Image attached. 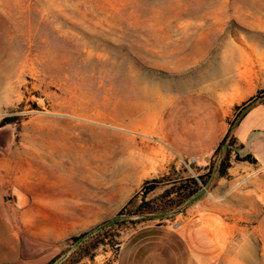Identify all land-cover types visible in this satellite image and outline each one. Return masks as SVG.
<instances>
[{
    "label": "rangeland",
    "instance_id": "1",
    "mask_svg": "<svg viewBox=\"0 0 264 264\" xmlns=\"http://www.w3.org/2000/svg\"><path fill=\"white\" fill-rule=\"evenodd\" d=\"M192 91L237 110L264 95V0H0V129L14 132L1 171L26 197L23 237L53 246L41 264H116L131 232L182 222L210 193L235 145L192 162L160 139L164 106ZM75 113L89 118L87 160L52 172L47 156L69 148ZM185 179L202 190L180 204L170 189ZM144 201L171 211L135 216ZM251 241L207 264H264Z\"/></svg>",
    "mask_w": 264,
    "mask_h": 264
},
{
    "label": "crops",
    "instance_id": "2",
    "mask_svg": "<svg viewBox=\"0 0 264 264\" xmlns=\"http://www.w3.org/2000/svg\"><path fill=\"white\" fill-rule=\"evenodd\" d=\"M238 106L204 91L186 92L166 103L160 139L171 152L207 161L229 135L235 140L231 167L210 193L196 200L178 230L152 224L131 232L118 250L116 264H207L226 251L236 252L238 243L250 245L252 235L264 247V100L242 113ZM237 154L251 161H237ZM1 163L0 264H41L42 255L22 257L24 211L12 201L14 187L6 183Z\"/></svg>",
    "mask_w": 264,
    "mask_h": 264
},
{
    "label": "trees",
    "instance_id": "3",
    "mask_svg": "<svg viewBox=\"0 0 264 264\" xmlns=\"http://www.w3.org/2000/svg\"><path fill=\"white\" fill-rule=\"evenodd\" d=\"M264 100V95L260 96L258 98H256L255 100ZM253 101V103H255L256 101ZM251 103V104H253ZM238 109V107H237ZM246 108L241 110L244 111ZM240 113V114H241ZM239 117V115L237 116V118ZM237 118L235 119V121L231 124L232 127L235 124V122L237 121ZM8 120H4L0 123V127H3L7 124ZM228 143L229 145V150H231L230 148L233 147V145H235V140L232 136H227L226 139L224 140L223 144L219 147V149L217 150L216 153H219V151L221 150V148ZM237 160L238 161H251V157L250 156H246V157H240L239 155H237ZM231 167V163H230V159H229V155L224 159V161L221 164L220 167V176L221 177H225L228 174V169ZM203 179V177H202ZM156 180L153 181H148L144 184V189H145V194H149L151 191H153L156 188ZM206 182H204L203 184H205ZM177 181L172 183V189H170V191H174L177 190V193L180 194V204H184L185 202L191 200L194 196H196L201 190L202 187L199 183V181L197 179H185L184 182H182L181 186L177 189H174L177 185ZM170 191H167V195L171 194ZM169 196V195H168ZM130 204H132V202H130ZM136 209L138 210V213L135 214V216H138L140 218L143 217H147V216H154V215H161V216H165L167 214L170 213L171 209H169V207H167L166 205H162V203L156 204L151 203V202H143L141 205H138L136 207ZM123 212L119 213V215L112 221L106 222L100 226H98L97 228L93 229L92 231L88 232V233H84L78 237H73L72 238V243L70 245V249H75L76 252L80 250V248L82 247V245L85 243V240L92 234H94L95 232L101 231L103 230L105 227L109 226V225H114V224H120V218L123 217ZM79 259H77L78 261ZM56 260L52 261L50 264H55Z\"/></svg>",
    "mask_w": 264,
    "mask_h": 264
},
{
    "label": "bare ground",
    "instance_id": "4",
    "mask_svg": "<svg viewBox=\"0 0 264 264\" xmlns=\"http://www.w3.org/2000/svg\"><path fill=\"white\" fill-rule=\"evenodd\" d=\"M76 119L80 121L75 124L77 132H69V148L63 151H56L55 153L49 154L47 157L51 159L50 169L54 171H71L76 165L78 160H87V144L89 136L86 133L85 121H89V118L78 115L75 113Z\"/></svg>",
    "mask_w": 264,
    "mask_h": 264
},
{
    "label": "water",
    "instance_id": "5",
    "mask_svg": "<svg viewBox=\"0 0 264 264\" xmlns=\"http://www.w3.org/2000/svg\"><path fill=\"white\" fill-rule=\"evenodd\" d=\"M13 130L10 128L0 129V149L5 150L13 139ZM208 161V160H207ZM12 201L18 207L22 208L26 203L25 195L17 188L12 190ZM53 249V246L37 242L29 236L22 239V257L24 259L36 258Z\"/></svg>",
    "mask_w": 264,
    "mask_h": 264
},
{
    "label": "built area",
    "instance_id": "6",
    "mask_svg": "<svg viewBox=\"0 0 264 264\" xmlns=\"http://www.w3.org/2000/svg\"><path fill=\"white\" fill-rule=\"evenodd\" d=\"M190 161L196 162L197 159H190ZM166 224L170 225L172 227V229L178 230L181 227L182 222L174 220V221H167Z\"/></svg>",
    "mask_w": 264,
    "mask_h": 264
}]
</instances>
